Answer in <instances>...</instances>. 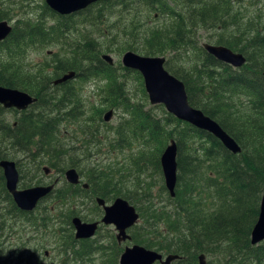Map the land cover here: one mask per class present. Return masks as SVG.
<instances>
[{
	"label": "trees",
	"instance_id": "1",
	"mask_svg": "<svg viewBox=\"0 0 264 264\" xmlns=\"http://www.w3.org/2000/svg\"><path fill=\"white\" fill-rule=\"evenodd\" d=\"M110 1L94 3L68 16H58L47 8L44 10L50 18H55L57 23L66 17L84 13L95 5H104ZM124 1L115 3L121 13H131L127 4L139 9L145 3L146 7H150H145V11L154 10L152 14L155 16L166 18L162 29L144 32L140 42L133 47L127 46L126 49H135L143 56L153 57L190 48L189 51L193 52L197 59L192 67L182 71L183 74L195 72V77L204 74L203 77L209 81L196 83L185 80L183 74L167 68L165 61L163 68L182 82L188 104L215 121L239 146L240 153L230 154L210 135L174 119L171 115L167 114L165 121L159 123V120L145 114L142 107L136 104L131 106L126 114L131 117L127 125L134 126L130 130L131 136L142 137L147 132L150 143L158 142L164 146L169 139L175 142L174 196L169 198L161 185L159 189L160 193L165 195L164 203L152 207L148 201L150 187L145 188L142 193H139V190L130 192L122 190L119 182H116L127 180L130 168L135 169L132 176L134 177L140 167L144 170L151 169V173L160 179V147L161 149L146 151L137 149L135 155L127 159V166L112 168L113 172L110 168L87 167L84 176L88 190L83 191L67 185L66 188L53 191L48 198L61 205L66 194L68 197H80L93 192L95 196L106 201L115 197L125 199L135 208L139 221H142V225H135L129 231L131 242L163 254L178 255L180 259L172 264H196L198 254L204 255L206 264V259L212 260V256L218 264H264V242L255 246L249 244V232L256 219L261 184L264 180V80L261 76L264 72V20L251 18L257 25L247 32L242 44L218 43L245 57V64L233 73L229 66L205 54L197 44V37H193L194 33L189 30L203 26L209 29L219 28V32L225 33L228 29L229 36L228 26L235 24L238 14L229 9L230 0H175L180 9L177 6L163 7L164 0H126L127 4ZM180 10L183 11L184 17L179 14ZM228 21L230 24L227 26ZM68 29L65 25L46 27L44 17L32 22H16L8 37L0 42V46L5 47L0 48V52L13 53L12 58L17 60L26 46L43 48L51 42H61ZM231 32L233 33L232 30ZM238 33L233 38L240 40L242 35ZM104 36L101 35L103 38ZM98 42V39L85 38L82 42L72 45L67 57L62 55L59 60L54 61L56 64L53 63L44 73L37 75H20L19 69L9 67V63L0 64V86L20 90L36 98V102L26 111L17 112L10 109L20 114L12 124H7L0 116V160L7 156L8 149L5 148L22 152L30 163L35 164L36 170L32 177L36 171L41 170V165L57 168L60 172L64 167L77 168L70 160L69 154H66V149L70 151L73 148L60 143V132L57 129L58 124L65 118H76L72 115L76 104L74 108L62 112L66 107L74 105L71 101L74 93L67 87L70 82L52 86L51 81L67 71H73L74 78L81 77L83 80L102 76L106 82L102 91L104 102L110 105L111 102L119 104L128 100L123 92V85L117 82L110 71L112 67L99 59ZM119 48L122 47L119 45L116 52L122 50ZM218 68L221 70L216 71ZM123 71L128 72L125 68ZM135 75L137 76L136 72ZM127 105L128 102L122 104V107ZM5 111L8 110L0 107V115ZM52 113L54 114L51 115ZM170 124L173 125L172 128L166 131ZM123 132L118 128L115 131L119 136L117 148L120 147ZM133 193L137 194L134 196ZM136 197L141 204H148L145 215L137 208ZM2 203L6 205L7 210L4 214L0 213V245L4 232L6 235V231L10 229L5 225L10 218L22 220L15 228L21 236V231L23 232L26 226L27 230H31L29 232H37L38 227L49 228L45 222L54 219L69 228L70 217L76 215L69 211L70 207L63 210L59 208L53 214L54 218L49 217L54 209H51V212L45 208H36L32 212L19 211L6 193L0 173V204ZM140 232L145 236L149 234L151 239L141 240L138 237ZM25 240L30 242L31 238ZM63 243L58 247L65 248ZM95 248L97 247L92 249ZM92 249L83 250L82 245L78 249L70 246L67 253L71 255V261L83 264L84 258Z\"/></svg>",
	"mask_w": 264,
	"mask_h": 264
},
{
	"label": "rangeland",
	"instance_id": "2",
	"mask_svg": "<svg viewBox=\"0 0 264 264\" xmlns=\"http://www.w3.org/2000/svg\"><path fill=\"white\" fill-rule=\"evenodd\" d=\"M119 0H111L104 5H95L88 11L66 17L61 22H55V18H50V15L44 10V0H0V20L5 21L11 28L16 22L28 20L29 22L35 21L40 17H44L46 27L62 26L65 25L69 29L66 30V36L61 42H51L49 45L38 48L36 46H26L22 55L16 60L13 59V53L6 54L0 52V64L5 65L9 63V67L15 70L19 69V74H34L44 73L50 66L53 65L55 60H59L60 57L68 56L72 45L82 42L87 39H98L99 55H109L113 61L110 71L116 78L117 82L123 85V92L128 100H124L123 103L117 104L111 102L110 105L104 102V96L102 91L106 87V82L102 76L89 78L83 80L81 77L74 78L67 87L70 92H73L71 101L74 105L66 107L62 112H66L69 109L74 108L76 118H65L62 120L57 129L60 132V143L72 147L73 149L68 151L70 160L77 165L75 171L79 175V178L83 183H86L84 176L85 169L88 167L96 166L99 168H118L120 166H127V159L134 156L137 149L155 150L161 149L164 146L158 142H149L146 133L139 136H131L130 130L134 128L133 125H127L130 116H126L128 109L133 105H139L142 107V111L146 112L148 116L164 122L167 113L163 110L162 106L155 105L150 106L147 102L146 95L143 91V86L140 76L135 75L134 71H123V67L120 65V57L126 52L130 51L137 55H141L140 52L135 49L127 50L126 47H133L136 43L140 42L141 35H144L151 29H162L161 27L165 22L164 17L154 16L152 14L154 10L145 11L144 4L139 9H135L134 5L127 4L130 14L121 13V10L115 6ZM123 1V0H121ZM229 9L237 12L236 21L233 26H228L229 36H225V33L217 32L215 28L209 29L200 26L199 28H190L189 30L194 33L193 37H197V44H224L232 43L242 44L247 32L255 28L257 24L252 21V17H258L259 21L264 20V0L256 3L250 0H241L240 2L229 1ZM173 8L177 6L180 9V5L175 0L165 1L163 7ZM146 7V8H145ZM157 13V11L155 12ZM179 14L184 17L183 11L180 10ZM131 20V22H130ZM256 20V22L258 21ZM57 21H59L57 19ZM230 22L228 21V25ZM132 29H131V27ZM113 26V28H110ZM233 31V33L231 32ZM143 33H140L142 32ZM145 32V33H144ZM239 32V33H238ZM241 34L240 40L233 37ZM104 34V38L101 35ZM133 35V36H132ZM131 36L133 38H131ZM100 39V40H99ZM233 39V40H232ZM122 49L120 52H116L119 47ZM0 48H5L4 45ZM186 51L178 50L171 54H165L162 56L166 62L167 68H172L182 75V71L193 66L194 60L197 56L189 51L190 48L186 47ZM49 53V54H47ZM47 66V67H46ZM18 76L16 75L15 78ZM14 78V79H15ZM30 87V86H29ZM28 87V88H29ZM33 97V96H32ZM128 105L123 108L122 104ZM112 111V118L109 122L104 123L102 121L103 114L107 111ZM52 113L51 115H53ZM1 118L7 123L12 124L16 121L20 114L14 113L11 110L3 112ZM65 117V116H64ZM173 125H169L166 128L170 130ZM124 131L121 135L122 141L119 143L120 147L117 148L119 136L115 134L116 129ZM127 132V133H126ZM126 133V134H125ZM125 137L127 140H125ZM161 147V148H160ZM8 149L5 160L14 162L19 175L18 188H29L36 185H42L43 183L50 182L53 179L58 178L59 182L55 189L66 188L67 184L63 180V171H58L57 168L50 169L49 175L44 176L40 169L36 171L35 164L30 163L26 155L16 149ZM40 167V168H41ZM134 168H130V174L127 180L119 182V187L122 190L138 191L139 193L145 192V188L150 190V206L158 207L164 203L165 195L160 193V186L162 185L161 178L151 173V169L144 170L139 168V172L134 176ZM49 178V179H48ZM142 190V191H141ZM137 193H133L135 196ZM82 195L80 197H68L66 203H54L52 200H46L41 203L38 210L45 207L48 212L54 209L49 217H53V214L60 209H67L77 216L82 222L98 221L101 217V210L98 211L96 205L93 203V197L89 195ZM90 197V198H89ZM111 201V200H108ZM137 208L143 215L147 209V203H140L139 198L136 197ZM111 203V202H110ZM83 204V205H81ZM109 204V203H107ZM0 213L6 212V205L0 204ZM73 217V216H72ZM146 217V216H145ZM71 218V217H70ZM22 220L10 218L6 221L5 225L10 227L7 230V234L2 236V253L0 256V264H79L70 260L71 255L67 252L69 247L78 249L82 245L83 250L92 249L90 254L84 258L83 264H117V257L124 246H130L132 242L115 245L114 230L112 226L99 225L93 238L86 240V242H76L73 239L72 227H66L57 220L45 222L49 225V228L41 229L38 227L37 232H29L27 226L24 231H21V236L17 234L16 227ZM141 223V224H140ZM70 224V223H69ZM137 225H142V221H138ZM31 238L28 242L25 239ZM141 240H147L150 235L145 236L144 233L138 235ZM63 243L65 248H59L58 245ZM73 244V245H71ZM133 244V243H132ZM255 246V245H253ZM99 248V250H98ZM163 254V253H161ZM212 260L206 259L208 264H218L217 260L212 256ZM210 262V263H209Z\"/></svg>",
	"mask_w": 264,
	"mask_h": 264
},
{
	"label": "water",
	"instance_id": "3",
	"mask_svg": "<svg viewBox=\"0 0 264 264\" xmlns=\"http://www.w3.org/2000/svg\"><path fill=\"white\" fill-rule=\"evenodd\" d=\"M104 1L106 0H44V5L58 16H68L78 13L94 3ZM10 32L11 27L5 21L0 20V42L4 41ZM201 49L217 62L231 68L238 69L245 64V57L242 54L233 52L223 45L201 43ZM99 59L109 67L113 64L109 55L102 54ZM164 61L162 56L148 57L130 51L124 52L119 60L123 68L134 71L140 76L143 91L150 106H162L165 113L174 119L210 135L230 154H239V146L215 121L188 104L182 82L163 68ZM261 76L264 80V72L261 73ZM74 77L73 71H67L53 79L51 85L57 86L70 82ZM35 102L36 98L26 92L0 86V107L4 110L12 109L23 112ZM111 118L112 111L107 110L102 116V121L107 123ZM175 158L176 145L172 139H169L158 156L162 185L169 198L174 196L176 184ZM0 172L6 193L15 208L22 212H32L37 203L53 191L58 179H53L50 184L44 186L36 185L19 189V175L14 162L1 159ZM41 172L44 176H48L50 170L43 166ZM62 175L66 184L70 186L80 184L81 189L87 188L85 183H81L75 169L67 168ZM94 202L102 211L99 221L82 222L77 216L71 217L69 223L73 230V239L85 241L92 238L97 226L101 224L113 227L117 244L129 242L130 237L126 234V230L138 221V213L134 207L119 197L110 204H105L104 200L99 197L94 198ZM261 242H264V180L261 184L256 219L249 232V244L251 246ZM179 259L180 257L176 254H161L133 244L122 249L117 264H172ZM196 264H206L203 254L197 255Z\"/></svg>",
	"mask_w": 264,
	"mask_h": 264
},
{
	"label": "flooded vegetation",
	"instance_id": "4",
	"mask_svg": "<svg viewBox=\"0 0 264 264\" xmlns=\"http://www.w3.org/2000/svg\"><path fill=\"white\" fill-rule=\"evenodd\" d=\"M165 1V0H164ZM184 1H186V0H184ZM232 2H236V3H238V2H240L241 0H231ZM251 1H253V2H256V3H259V2H262L263 0H251ZM144 5H146V4H144ZM155 16V15H154ZM227 26H228V24H227ZM218 29V30H217ZM217 32H219V28H216L215 29ZM225 36H228V29H226V31H225ZM215 45H219V44H215ZM198 46L201 48V43L200 44H198ZM233 73H236L237 72V69H234V68H229ZM216 71H220L221 69L220 68H218V69H215ZM223 71V70H222ZM224 72V71H223ZM184 72H182V74H183ZM224 73H226V72H224ZM195 75H197L195 72H192V73H188V74H183V78L185 79V80H190V81H193V82H196V83H205V82H207V81H209L208 79H206V78H204L203 77V75L202 76H200V77H195ZM49 169V168H48ZM50 170V169H49ZM41 171V170H40ZM49 179V178H48ZM81 180V179H80ZM53 181V180H52ZM51 181V182H52ZM50 182V180H48V182H46V183H43L41 186H44V185H47V184H50L51 183ZM58 182H59V180L57 179V184H58ZM81 183H83L82 181H81ZM56 184V185H57ZM86 185H87V188L86 189H81V187H80V184L79 185H75V186H73V187H78L80 190H83V191H86V190H88V184L87 183H85ZM68 185V184H67ZM68 186H70V185H68ZM55 188H56V186H55ZM53 189V191H56V190H59V189ZM52 191V192H53ZM52 192L49 194V195H47L44 199H42L41 201H39L38 203H37V205H36V207H35V209L36 208H39L40 207V205H41V203L42 202H44V201H46V200H50V198H48V197H50L51 195H52ZM86 195H89V196H92L93 197V203L95 204V202H94V198H96L97 196H95L94 194H93V192L92 193H87ZM90 198V197H89ZM115 198H118V197H115ZM115 198H113L111 201H106V200H104V202H105V204H107V203H109L110 204V202H112ZM119 198H121V197H119ZM64 201H62V204L63 203H66L67 201H68V194H66L65 196H64ZM102 199V198H101ZM123 199V198H122ZM125 200V199H124ZM126 201V200H125ZM128 202V201H127ZM128 204L129 205H131L129 202H128ZM96 205V204H95ZM132 206V205H131ZM97 207V206H96ZM45 208V207H44ZM34 209V210H35ZM97 209H98V211H100L101 209L99 208V207H97ZM100 209V210H99ZM135 209V208H134ZM33 210V211H34ZM136 211V210H135ZM101 212V215H102V211H100ZM137 212V211H136ZM138 213V212H137ZM100 219V218H99ZM99 221V220H98ZM138 221H139V215H138ZM137 221V222H138ZM91 222H94V221H91ZM95 222H97L96 220H95ZM133 227V226H132ZM131 227V228H132ZM99 228V226H97V229ZM131 228L130 229H127L126 230V234L127 235H129V237H130V230H131ZM97 231V230H96ZM96 233V232H95ZM95 235V234H94ZM94 237V236H93ZM92 237V238H93ZM91 239V238H90ZM87 240H89V239H87ZM114 240H115V232H114ZM131 242V238H130V241L129 242H127V243H130ZM125 243V242H124ZM124 243H121V244H124ZM2 244V243H1ZM115 245L116 246H120V244H117V242H116V240H115ZM131 245H133L132 243H131ZM140 246V245H139ZM125 247V246H124ZM146 249V248H145ZM149 250V249H148ZM0 251L2 252V246L0 245ZM122 251V250H121ZM121 253V252H120ZM119 253V254H120ZM0 256H1V254H0ZM119 256V255H118ZM117 260H118V257H117Z\"/></svg>",
	"mask_w": 264,
	"mask_h": 264
},
{
	"label": "bare ground",
	"instance_id": "5",
	"mask_svg": "<svg viewBox=\"0 0 264 264\" xmlns=\"http://www.w3.org/2000/svg\"><path fill=\"white\" fill-rule=\"evenodd\" d=\"M39 152V151H38Z\"/></svg>",
	"mask_w": 264,
	"mask_h": 264
}]
</instances>
